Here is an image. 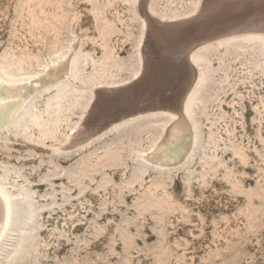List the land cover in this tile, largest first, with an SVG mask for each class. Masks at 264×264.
I'll list each match as a JSON object with an SVG mask.
<instances>
[{"label": "rangeland", "instance_id": "1", "mask_svg": "<svg viewBox=\"0 0 264 264\" xmlns=\"http://www.w3.org/2000/svg\"><path fill=\"white\" fill-rule=\"evenodd\" d=\"M262 32L264 0H0L16 75L76 47L72 75L0 129V176L26 192L0 264H264ZM189 92V157L133 156L168 114L186 127Z\"/></svg>", "mask_w": 264, "mask_h": 264}, {"label": "bare ground", "instance_id": "2", "mask_svg": "<svg viewBox=\"0 0 264 264\" xmlns=\"http://www.w3.org/2000/svg\"><path fill=\"white\" fill-rule=\"evenodd\" d=\"M93 15L96 18L97 14L93 13ZM71 22L72 27H81L82 20L78 16H72ZM74 41L75 38L69 39L64 52L55 53V57L52 59L45 58L37 64L38 69L31 73L16 75L13 63L9 62V64L7 62L8 66L0 64V81H3L0 84V129L14 126L22 118L30 115L32 113L31 109L37 106L39 98L52 82L69 78L72 75L74 51L76 49ZM16 63L18 64V62ZM26 78H32V82L22 83ZM91 84L94 85L97 82H92ZM60 95V92L57 93L54 99H58ZM193 100L194 95L192 92L185 95L183 99L182 113L187 119L186 127L179 124L169 126L175 115L172 113L168 114L159 133L148 147L143 150L145 154H136L134 151L133 156H138L142 162L157 168L180 164L186 160L195 143V131L190 116ZM34 116L35 120L40 119L37 117V114ZM23 128L27 129L29 126L24 125ZM0 186L13 197V215L10 220L7 217L5 206L0 202L1 253L7 238L19 228L23 213V206L21 204L26 200V192L23 188L17 187L14 181H10L2 176H0Z\"/></svg>", "mask_w": 264, "mask_h": 264}, {"label": "snow or ice", "instance_id": "3", "mask_svg": "<svg viewBox=\"0 0 264 264\" xmlns=\"http://www.w3.org/2000/svg\"><path fill=\"white\" fill-rule=\"evenodd\" d=\"M249 39L259 40L261 43H264V32H262V34L258 37L253 36L250 37ZM31 82H32V78H26L25 81H22V83H31ZM2 83L3 81H0V84ZM72 131L76 132L77 129L74 128L72 129ZM12 199L13 197H11L9 193L2 186H0V202H2L3 205L5 206L6 214L9 220L12 218L13 215Z\"/></svg>", "mask_w": 264, "mask_h": 264}]
</instances>
